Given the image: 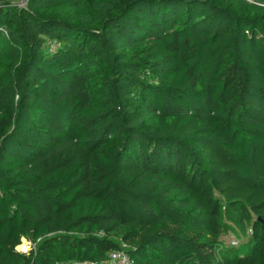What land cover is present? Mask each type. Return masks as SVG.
Instances as JSON below:
<instances>
[{"label":"trees","instance_id":"obj_1","mask_svg":"<svg viewBox=\"0 0 264 264\" xmlns=\"http://www.w3.org/2000/svg\"><path fill=\"white\" fill-rule=\"evenodd\" d=\"M112 252L264 264V0H0V264Z\"/></svg>","mask_w":264,"mask_h":264},{"label":"rangeland","instance_id":"obj_2","mask_svg":"<svg viewBox=\"0 0 264 264\" xmlns=\"http://www.w3.org/2000/svg\"><path fill=\"white\" fill-rule=\"evenodd\" d=\"M223 222L227 225L229 229L227 236L222 239L223 248H245L250 241L249 228H243V226L239 223V219L237 218V216L233 215L232 213H230L229 215L226 214L223 219ZM17 250L25 254L32 250V245L23 239L21 245L17 248Z\"/></svg>","mask_w":264,"mask_h":264},{"label":"built area","instance_id":"obj_3","mask_svg":"<svg viewBox=\"0 0 264 264\" xmlns=\"http://www.w3.org/2000/svg\"><path fill=\"white\" fill-rule=\"evenodd\" d=\"M107 264H133L125 252H112Z\"/></svg>","mask_w":264,"mask_h":264},{"label":"bare ground","instance_id":"obj_4","mask_svg":"<svg viewBox=\"0 0 264 264\" xmlns=\"http://www.w3.org/2000/svg\"><path fill=\"white\" fill-rule=\"evenodd\" d=\"M24 247V246H23ZM25 248V247H24Z\"/></svg>","mask_w":264,"mask_h":264}]
</instances>
